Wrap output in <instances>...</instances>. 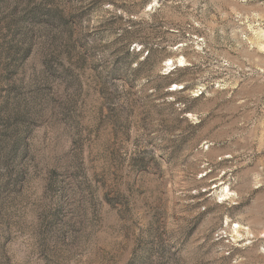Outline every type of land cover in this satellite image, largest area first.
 Returning a JSON list of instances; mask_svg holds the SVG:
<instances>
[{
  "label": "rangeland",
  "instance_id": "rangeland-1",
  "mask_svg": "<svg viewBox=\"0 0 264 264\" xmlns=\"http://www.w3.org/2000/svg\"><path fill=\"white\" fill-rule=\"evenodd\" d=\"M0 264H264V0H0Z\"/></svg>",
  "mask_w": 264,
  "mask_h": 264
},
{
  "label": "bare ground",
  "instance_id": "bare-ground-1",
  "mask_svg": "<svg viewBox=\"0 0 264 264\" xmlns=\"http://www.w3.org/2000/svg\"><path fill=\"white\" fill-rule=\"evenodd\" d=\"M179 62H180V64H179V65H182V63H181L182 61H181V60H179ZM169 63H171V61H170Z\"/></svg>",
  "mask_w": 264,
  "mask_h": 264
}]
</instances>
